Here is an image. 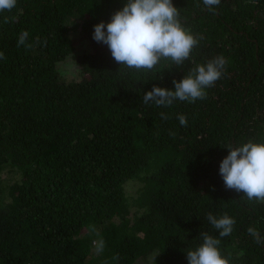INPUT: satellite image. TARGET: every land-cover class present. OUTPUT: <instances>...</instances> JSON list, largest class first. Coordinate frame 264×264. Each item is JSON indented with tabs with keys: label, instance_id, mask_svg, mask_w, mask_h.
Wrapping results in <instances>:
<instances>
[{
	"label": "trees",
	"instance_id": "1",
	"mask_svg": "<svg viewBox=\"0 0 264 264\" xmlns=\"http://www.w3.org/2000/svg\"><path fill=\"white\" fill-rule=\"evenodd\" d=\"M125 3L17 0L0 12V264H188L201 232L230 264H264V243L247 232L264 240V203L219 174L228 145L264 142V0H221L213 11L173 0L199 43L179 67L162 59L140 71L93 39ZM75 25L88 48L76 46ZM22 31L30 48L17 46ZM70 54L77 79L63 75ZM220 55L225 71L204 99L142 102ZM208 213L234 218L231 234L220 237Z\"/></svg>",
	"mask_w": 264,
	"mask_h": 264
},
{
	"label": "clouds",
	"instance_id": "2",
	"mask_svg": "<svg viewBox=\"0 0 264 264\" xmlns=\"http://www.w3.org/2000/svg\"><path fill=\"white\" fill-rule=\"evenodd\" d=\"M221 0H203L205 7L213 11ZM17 0H0V12L11 11ZM180 14L173 0H126L122 9L111 16L109 22L94 25L93 39L106 45L111 56L120 65L130 69L151 70L160 61L169 60L177 67L189 61L192 50L199 40L181 23ZM9 20L5 17V23ZM29 33L22 31L17 46L25 45ZM5 59L0 52V60ZM227 64L220 55L206 63L197 64L188 70L179 81L173 80L174 90L153 85L152 89L143 95L142 102L154 103L156 106L170 107L174 101L193 103L204 99L205 89L213 87L221 78ZM161 118L167 119L165 113ZM181 126H187L185 115H178ZM170 135H175L170 133ZM228 155L222 159L219 166L226 189L243 193L249 201L264 203V142H254L249 139L240 146L226 147ZM209 223L219 232L220 237L229 236L233 230L235 219L227 213L217 217L207 214ZM255 242L264 243L255 227L247 229ZM202 243L194 250L186 252L188 264H230L229 258L222 255L218 245L220 240L201 232ZM103 243L96 245L97 254L103 251ZM119 260V255L113 257Z\"/></svg>",
	"mask_w": 264,
	"mask_h": 264
},
{
	"label": "rangeland",
	"instance_id": "3",
	"mask_svg": "<svg viewBox=\"0 0 264 264\" xmlns=\"http://www.w3.org/2000/svg\"><path fill=\"white\" fill-rule=\"evenodd\" d=\"M78 31H79V27H77L76 25L72 28L71 30V36L75 37V44L78 48H88L89 44H88V40L87 38H83L80 37L78 35ZM75 54H70L67 58V60L63 61L61 63V67L64 70V76L67 79H72V78H79L80 77V69L78 68V65L75 63ZM129 191H133L134 190V186H128L127 187Z\"/></svg>",
	"mask_w": 264,
	"mask_h": 264
}]
</instances>
